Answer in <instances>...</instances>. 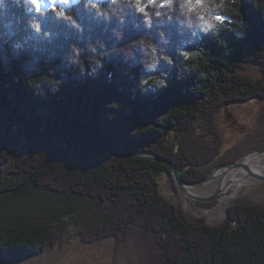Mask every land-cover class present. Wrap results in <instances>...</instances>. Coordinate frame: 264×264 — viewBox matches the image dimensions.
<instances>
[{
    "label": "trees",
    "instance_id": "16d2710c",
    "mask_svg": "<svg viewBox=\"0 0 264 264\" xmlns=\"http://www.w3.org/2000/svg\"><path fill=\"white\" fill-rule=\"evenodd\" d=\"M230 3L234 22L194 44L187 43V29L181 33L162 19L146 29L132 12L118 23L72 4L34 6L51 42L19 57L0 49V264H19L75 240L109 238L134 264H264V208L233 205L220 226L189 222L159 189L163 175L175 190L165 166L123 157L154 152L182 169L186 182L238 160L217 159L219 115L227 105L264 100V0ZM5 4L13 30L24 29L20 4ZM60 9L74 15L82 33L55 18ZM140 36L173 61L157 69L167 73L166 85L143 86L146 93L135 92L136 80L150 75L133 47ZM70 44L84 48V75L80 65L68 64ZM178 49L195 58L185 60ZM96 60L104 66L93 78L87 70ZM59 143L79 146L60 147L55 158ZM70 220L81 227L76 236L66 232Z\"/></svg>",
    "mask_w": 264,
    "mask_h": 264
},
{
    "label": "clouds",
    "instance_id": "9594fccd",
    "mask_svg": "<svg viewBox=\"0 0 264 264\" xmlns=\"http://www.w3.org/2000/svg\"><path fill=\"white\" fill-rule=\"evenodd\" d=\"M13 2L20 4L22 8L26 17L25 28L13 30L12 21L7 16L5 0H0V49H6L15 57H19L21 53L29 50L32 52L41 51L40 46L51 42L53 33L46 30L41 19L38 18L34 0H13ZM71 4L91 11L96 18L103 19L105 22L115 18L118 23H123L127 13L132 12L139 15L140 22L146 29L153 26L154 19H162L164 23H176L178 31L181 33L184 29L188 30L190 39L187 43L189 44L197 43L210 32L215 34L220 28L227 27L234 22L230 12V0H71ZM39 15L43 16V13ZM54 16L78 33L83 32V27L70 11L60 9L54 13ZM113 34L118 36L115 30H113ZM157 35L161 38L162 43H168L161 27L157 28ZM68 47L70 52L67 57L68 64L80 65L81 74L84 75L81 58L84 48L78 44H70ZM86 47L93 56L98 54L96 47L92 44H87ZM133 47L140 50L141 62L146 72L150 73V75L141 76L136 80L135 92L137 88H143L146 93L147 88L143 86L164 87L167 73L157 75V69L161 61L172 65V58L146 36L138 37L133 42ZM178 51L182 53L185 60L195 58L193 53L184 49H178ZM127 55L134 59L132 52L129 51ZM103 66V63L96 60L95 67L87 70V74L95 78L98 75V70ZM106 79L111 81L113 73L108 72Z\"/></svg>",
    "mask_w": 264,
    "mask_h": 264
},
{
    "label": "rangeland",
    "instance_id": "374dc122",
    "mask_svg": "<svg viewBox=\"0 0 264 264\" xmlns=\"http://www.w3.org/2000/svg\"><path fill=\"white\" fill-rule=\"evenodd\" d=\"M40 1L42 2L39 3V6L47 8V5H49L47 4L49 0ZM252 71V68H250L249 73H251V75L254 74V72ZM219 116V121L221 125L220 139H222L220 153L217 158L219 161L231 159L234 156H240L238 160L235 161H238L240 163L246 156H250L257 152H264V150L260 149L261 146L264 147V100H250L243 103H233L227 105L223 108L222 113H220ZM169 139L172 141L173 136L171 135ZM235 162H220L210 170L208 175L212 172L214 168L220 165ZM181 171L183 177V170L181 169ZM208 175L206 177H208ZM215 175V179L205 185L193 188L187 187V192L189 194H194L203 197L211 195L215 191V189L221 185L220 182L222 177L217 179ZM171 180L173 186L175 187V190L171 189V183L169 181V178L163 175L158 178L159 189L165 196V199L180 210L183 215V218L192 223H205L210 226H220L224 223L226 219L227 209L236 204H252L264 208V181H256L255 183H252L250 185L242 186L238 191L237 197L235 199H233L229 204H226L225 206H218L221 198L223 197V191L221 186L219 187V190H221V196L218 200L212 202H201L193 200L189 198L186 194L180 192L176 187L172 175ZM191 189L195 193L190 192ZM210 216H213L216 221H211ZM79 231H81V227L70 220L66 227V232L72 236H76ZM116 246L117 243L114 238H109L103 241L93 243H82L78 240H75L72 243H66L61 246L55 245L53 248H49L42 254L19 264L135 263L134 257L125 259L124 253L118 252L116 250Z\"/></svg>",
    "mask_w": 264,
    "mask_h": 264
},
{
    "label": "water",
    "instance_id": "95a60500",
    "mask_svg": "<svg viewBox=\"0 0 264 264\" xmlns=\"http://www.w3.org/2000/svg\"><path fill=\"white\" fill-rule=\"evenodd\" d=\"M76 146H79V144L59 143L57 145V156L55 158H58L60 156V151H59L60 147H76ZM123 157L133 158V159H149L153 162H156L158 164L165 166L169 170V172L171 173L178 190L180 192L186 194L189 198H191L193 200L201 201V202H212V201L218 200L221 196V192L219 190L220 186H218L211 195L206 196V197L198 196V195H194V194H189L186 191V188L187 187H189V188L200 187L202 185H205V184L211 182L212 180L215 179L214 174L216 173L217 170L225 169L227 171H230L234 168H240V169L243 168L247 171V175L249 177L254 178L257 182H263L264 181V175H257V174L252 173L251 171L246 169L244 166L240 165L238 161L235 163L220 165V166L214 168L212 170V172L208 175V177H206L204 180L199 181V182H195V183H189V182L184 181V179L182 177L181 169H179L176 165H174L170 160L160 158L158 155H156L154 153L147 152V151H135V152H133L129 155L123 156ZM226 214H227V211H226Z\"/></svg>",
    "mask_w": 264,
    "mask_h": 264
},
{
    "label": "bare ground",
    "instance_id": "6f19581e",
    "mask_svg": "<svg viewBox=\"0 0 264 264\" xmlns=\"http://www.w3.org/2000/svg\"><path fill=\"white\" fill-rule=\"evenodd\" d=\"M239 164L254 174L262 175L264 174V152H257L250 156H246ZM239 169L240 168H234L230 171L221 169L216 171V175L214 174L217 179L222 177L220 186L223 191V197L221 198L218 206H225L226 204H229L237 197L238 191L242 186L250 185L256 182L254 178L247 175V171L245 169ZM190 192H193V190L191 189ZM210 220L216 221L213 216H210Z\"/></svg>",
    "mask_w": 264,
    "mask_h": 264
},
{
    "label": "snow or ice",
    "instance_id": "6c2138e0",
    "mask_svg": "<svg viewBox=\"0 0 264 264\" xmlns=\"http://www.w3.org/2000/svg\"><path fill=\"white\" fill-rule=\"evenodd\" d=\"M53 3H55V0H52ZM63 2H67V0H63ZM40 0H34V6L39 7Z\"/></svg>",
    "mask_w": 264,
    "mask_h": 264
}]
</instances>
